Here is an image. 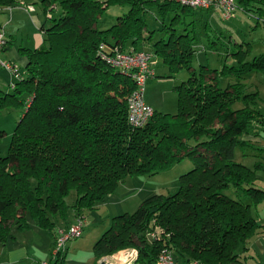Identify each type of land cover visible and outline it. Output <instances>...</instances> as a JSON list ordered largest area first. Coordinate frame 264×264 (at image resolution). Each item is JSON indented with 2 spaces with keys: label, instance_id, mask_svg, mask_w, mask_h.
Here are the masks:
<instances>
[{
  "label": "trees",
  "instance_id": "1",
  "mask_svg": "<svg viewBox=\"0 0 264 264\" xmlns=\"http://www.w3.org/2000/svg\"><path fill=\"white\" fill-rule=\"evenodd\" d=\"M238 1L264 14V1L250 8L249 0ZM17 2L0 0V6ZM41 4L43 41L35 48L20 47L28 59L25 70L8 89L0 87V110H22L9 151L0 156V246L13 230L28 229L34 221L53 233L54 247L56 221H69L71 190V209L80 216L97 209L127 176L153 175L189 158L192 167L179 175L175 192L152 194L133 212L112 217L93 243L95 264L122 249H136L135 263L155 264L164 247L190 264L237 261L246 240L263 226L251 210L264 200L256 176L262 164H244L235 149L243 159L254 154L250 148H261L242 136L253 123L264 126L256 106L259 92L249 91L244 81L255 72L264 75V52L247 59L249 43L231 42L219 65L196 67L197 35L189 28L193 21L184 20L193 9L175 1ZM113 6L128 9L100 29L99 18ZM153 6L162 15L160 29H149L145 20ZM143 43L150 45L155 64L160 59L167 66L168 77L183 69L188 76L173 86L175 113L154 111L146 124L133 127L127 100L134 81L110 59L115 48L139 50ZM230 187L233 196L225 193ZM154 226L160 235L149 241L146 233ZM65 257L60 251L47 264H64Z\"/></svg>",
  "mask_w": 264,
  "mask_h": 264
},
{
  "label": "rangeland",
  "instance_id": "2",
  "mask_svg": "<svg viewBox=\"0 0 264 264\" xmlns=\"http://www.w3.org/2000/svg\"><path fill=\"white\" fill-rule=\"evenodd\" d=\"M233 1L236 3L235 0ZM236 5L237 9L235 10L233 16L229 19L221 18L216 11L212 12L214 14L216 13L215 15L220 17L217 18V20L219 21L218 24L214 26H222L223 32L221 34L218 32L217 35H215L216 33L211 32L210 39H216L217 43L219 44L218 52L220 53H222L231 42H244L246 44L248 41H250L253 45V55L263 52L264 39H261V36L264 38V24H256L255 15L244 12L243 8L241 9L237 3ZM28 6H32L34 9L29 8ZM22 8L25 11L24 13L26 15L25 18L24 15L23 17L19 16V18H24L22 21H12L8 25H6L5 20L9 19V16L14 14L13 12H11L7 13L6 15L0 14V22L2 23V28H5V30L3 29L5 34L8 37L10 36L11 43H13L15 46L19 45L20 47H25L24 45L26 44L32 45L31 42L35 41L37 33L39 35V30L33 19L35 16H38L39 18L42 17V12L40 13L38 11L37 4H22ZM127 9V6H113L108 8L99 18L98 27L100 29H105L111 26L115 22L116 17L123 12H126ZM199 12L200 11H198L197 13ZM169 15L170 14H168L167 16ZM202 15H204L203 12ZM161 16L162 15L158 13L155 6L147 8L145 12V20L148 28L160 29L162 27ZM182 18L183 17H181V19ZM186 21H189L187 17ZM195 21L196 23H200L198 19H196ZM46 23L48 24V21ZM157 33L155 34L156 37L158 36ZM198 36L200 37L199 32ZM206 39L207 38H205V40L203 41V39L201 38V40H198L195 45L196 53L198 54V56H196L195 63L193 62V64L196 67L198 65V62L199 64H208L211 67L216 66L213 59L210 58L212 56L211 54H215L216 51L210 52V50L206 47ZM203 46H205L207 50L206 53L202 50ZM141 47L146 50H151L150 45L147 43H143ZM1 58L3 59L2 55ZM208 58L210 59V61H208ZM230 59L228 61H230ZM155 70L156 75L148 78L144 85V100L148 101L149 103H154L153 108L156 112L175 113L177 111L178 95L173 86L179 84L182 80L187 78V71L183 69L173 77H168L167 66L160 59L155 64ZM8 73V70L0 65L1 84H4L5 80L9 77ZM263 76L264 75L262 73L257 72L252 80L256 84L259 94L261 95L262 100L260 102V106L261 110L264 112ZM1 88L8 89L9 87L6 84L1 85ZM21 114V107H5L4 109L0 110V156H5L8 153L13 130L16 126L17 121L20 119ZM250 150L251 148L249 149V153L254 154L250 155L244 160L240 159L239 157L242 151H240L239 148H236L235 153L237 154V160H242L244 164L250 167H253L256 161L261 162L262 168L256 170L257 186L264 189V150L260 151L259 148H256L257 153L255 152V150L251 152ZM252 156L254 158H251ZM191 167V159L185 158L181 163L174 165L170 169L160 171L153 175L144 174L127 176L124 183L119 184L112 193L103 198L97 209L91 211L85 210L83 212V215L80 216H75L71 207H69V209H71V214L69 213V221L66 223L58 221L56 223L57 226L65 228L66 226L73 223L76 218L81 217L84 220V227L82 235L80 237L72 238L66 241L63 249L64 252L66 251L64 264H93L94 258L92 245L94 241L101 236L104 230H106L110 226L113 216L125 212H133L146 197L152 194H170L175 192L179 187V175L186 172ZM234 192L235 191L233 187L225 190V193L228 196L235 195ZM74 199L75 191L71 190L69 195L66 197L68 205L71 204ZM259 212L264 213V204L260 206ZM70 219H72V221H70ZM35 226L38 227L37 224H35ZM44 233L45 234L42 233L43 238L40 239L41 242H38L37 238L35 239V242H32V240L36 236L35 230L32 232L25 229L23 230V233L20 232V235H22V237L33 236V239L30 238L27 244L30 253L35 256L36 260L49 258L48 256L50 253L48 249L51 234L46 233V230L44 231ZM45 241H47L46 244ZM127 255L128 254L123 249L118 251L117 253V257H120L124 260ZM106 259L107 258H104V260ZM28 262H30V260H28ZM32 262L34 263L33 260Z\"/></svg>",
  "mask_w": 264,
  "mask_h": 264
},
{
  "label": "crops",
  "instance_id": "3",
  "mask_svg": "<svg viewBox=\"0 0 264 264\" xmlns=\"http://www.w3.org/2000/svg\"><path fill=\"white\" fill-rule=\"evenodd\" d=\"M235 1L241 9L243 8L244 12H247V13H250V14H253L256 16V24H264V14L263 13L261 14L257 11H254L253 8L247 10V8L245 6H243L238 0H235ZM260 1H264V0H249L248 8L252 7V5L260 4L261 3ZM26 3L37 4L38 5V11L40 13L42 12L41 0H19V2L15 3L12 6H4V7L0 6V14L1 15H6L7 13H11V12L14 13L13 15L9 16V19L5 20L6 25H8L12 21H15V22L16 21H22L26 17V15L24 13L25 11L22 8V4H26ZM260 5H262V4H260ZM198 11H200V12L197 13ZM213 11H216V10H214L212 8H210V9H198L197 8V9H193V13L191 15L186 16V17L189 19V21H193L191 23V25L189 26V28H191V27L195 28V33L197 35V42H198V40H201V38L203 39V41L205 40V38H207L205 41L206 47L210 50V52L216 51L215 54H211L212 56L210 58L213 59L215 65H219L222 62L221 57H223L226 54V52H224L225 50L222 53L218 52L219 44L218 43H215V44L210 43L211 40L212 41L216 40L215 38L210 39L211 32L216 33L215 35H217L218 32L220 34L223 32L222 26H219V27L214 26V25L218 24L219 21L217 20V18H220L221 16L219 15L218 11H216V12L218 13V15L220 17L215 15L216 13L215 14L212 13ZM202 12L204 13V15H202ZM23 15H24V18H19V16L23 17ZM186 17L184 20H186ZM179 18H181V17H179ZM196 19H198L200 21V23H196V21H195ZM223 19H225V18H223ZM33 20L37 25V28L39 30V35L37 33L35 41L31 42L32 45L31 44L24 45L26 48L27 47L28 48L38 47L43 41V33L41 32V25L44 23L43 12H42V17L39 18L38 16H35ZM0 24L2 25L1 22H0ZM3 29L5 30V28H3ZM198 32L200 34V37L198 36ZM6 37H7V44L2 51L3 59H5L6 61L8 60V61L14 62L19 67V72L23 73L25 70V67L28 63V59H27L26 55H24L20 51V46L19 45L15 46L13 43H11L10 36L8 37L6 35ZM213 37H215V36H213ZM261 39H264V38L261 36ZM249 40H250V36H249ZM196 43L193 45V48L195 50V56H198V54L196 53V49H195ZM247 43H249V45H250L249 46V54L247 56V59H251L252 56H254L252 54L253 45L250 41H248ZM21 46H23V45H21ZM227 48H228L227 50H229V48H231V44H229ZM202 50L205 53L207 51L205 46L202 47ZM200 54H202V53H200ZM255 55H257V54H255ZM196 61H197V59H196ZM208 61H210L209 58H208ZM230 61H232V58L230 59ZM198 64H199V62H198ZM256 73L257 72L252 73V75L249 78L244 79V81L246 83V87L249 91H254L257 89L256 84L252 80L255 77ZM8 74H9V77L5 80V83L1 84V82H0V87H1V85H6V84L8 86L10 81L13 80L11 73L9 72ZM261 100H262V98H261V95L259 94V97L256 100L257 101L256 106L260 110H261V106H260ZM145 102L153 108L154 103H149L148 101H145ZM154 111H155V109H154ZM261 112L264 114V112L262 110H261ZM242 138L250 140V142H253L254 144L260 146L261 147V148H259L260 151L264 150L263 149L264 148V126H259L255 123L251 124V126L249 128V133L243 135ZM255 152H257V151L255 150ZM249 156L250 155L244 156L243 159L245 160ZM255 156H256V154H255ZM251 158H254V157L252 156ZM120 184H122V183H120ZM72 203L69 204V207H71ZM262 204H264V200L261 201L256 207H251V210H252V214L255 216V218L258 221H260L263 224V226L260 227L251 237H249L246 240L245 249H243V251H241L239 259L237 261L228 262L225 264H264V213L259 212V208ZM98 207H99V205H98ZM69 213L71 214V209H69ZM70 221H72V219H70ZM33 222L32 221L30 222L31 225L27 229V231L33 232L35 230V235H36L35 238L33 239V236L22 237V235H20V232L23 233V231L13 230L12 239L9 238L2 246H0V264H40L41 262H48V260L52 257L53 233L48 231V230H46V233L51 234V237H50L51 239L49 241V249H48L49 253H50L48 256L49 258L48 259L43 258L41 260H36L35 256L32 253H30V251L28 249V244H27L28 240H30V238H31V239H33L32 242H35V239L37 238L38 242H41L40 239L43 238L42 233L45 234L44 233L45 229H42L39 226L36 227L35 226L36 223H33ZM57 222L58 221H56V223ZM36 228H39V229H36ZM59 228H61V226H57V224H56L55 229L58 230ZM46 243H47V241H45V244ZM117 253L103 256L101 259H99L96 262V264L99 263V261H103L104 258H107L106 260L103 261L104 263L123 264L125 260L121 259L120 257H117ZM93 258H94L93 264H95L94 254H93ZM28 260H30V262H28ZM32 260L34 261V263L32 262ZM177 261H178V264H190L189 262H187L183 258L180 260H177ZM136 264H140V263H136Z\"/></svg>",
  "mask_w": 264,
  "mask_h": 264
},
{
  "label": "built area",
  "instance_id": "4",
  "mask_svg": "<svg viewBox=\"0 0 264 264\" xmlns=\"http://www.w3.org/2000/svg\"><path fill=\"white\" fill-rule=\"evenodd\" d=\"M167 1V0H158ZM179 4L188 6L192 9H214L218 11L222 18H230L233 16L237 5L233 0H170ZM33 8L32 6H28ZM34 9V8H33ZM7 44V37L3 30L0 28V65L8 70L13 78L20 76L19 67L12 61H6L1 58L2 51ZM155 56L149 50H121L114 49L113 56L110 59L115 66L122 68L131 75L134 81V88L127 100V118L128 122L133 127H141L146 124L154 114V109L144 101V85L148 78L154 75ZM152 225V224H151ZM84 227V220L79 217L73 223L65 228L57 230V236L52 248V257L63 251L66 241L72 238H77L82 235ZM160 235V228L154 226L147 233L146 237L149 241ZM128 254L125 257L123 264H136L137 257L136 249H125ZM40 264H47L41 262ZM109 264V263H105ZM155 264H178L171 249L164 247L158 253Z\"/></svg>",
  "mask_w": 264,
  "mask_h": 264
},
{
  "label": "water",
  "instance_id": "5",
  "mask_svg": "<svg viewBox=\"0 0 264 264\" xmlns=\"http://www.w3.org/2000/svg\"><path fill=\"white\" fill-rule=\"evenodd\" d=\"M100 264H104V262L103 261H100Z\"/></svg>",
  "mask_w": 264,
  "mask_h": 264
}]
</instances>
